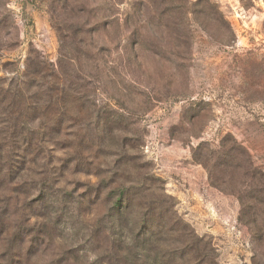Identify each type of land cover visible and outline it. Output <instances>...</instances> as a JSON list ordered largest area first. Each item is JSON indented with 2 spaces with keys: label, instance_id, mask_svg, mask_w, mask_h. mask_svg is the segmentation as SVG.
<instances>
[{
  "label": "rangeland",
  "instance_id": "1",
  "mask_svg": "<svg viewBox=\"0 0 264 264\" xmlns=\"http://www.w3.org/2000/svg\"><path fill=\"white\" fill-rule=\"evenodd\" d=\"M0 95L40 142L0 149V264H100L119 237L129 264H155L99 175L144 176L218 264H264V0H0Z\"/></svg>",
  "mask_w": 264,
  "mask_h": 264
},
{
  "label": "trees",
  "instance_id": "2",
  "mask_svg": "<svg viewBox=\"0 0 264 264\" xmlns=\"http://www.w3.org/2000/svg\"><path fill=\"white\" fill-rule=\"evenodd\" d=\"M181 1V0H179ZM168 11V13H166ZM175 11L173 9H167L161 12L164 15H171ZM184 11H179L180 20L177 22V25L184 28L186 16L183 15L184 22H182V14ZM143 13L141 9L138 10L137 14ZM138 16V15H137ZM142 17L147 18V14H142ZM143 21V20H142ZM145 22V21H144ZM141 26H134L133 33L135 38H133L134 44H141L140 33ZM180 29V28H177ZM183 31V30H182ZM182 33H177L173 36V39L179 40ZM145 43V39H144ZM150 48V46H149ZM150 50V49H149ZM152 50V49H151ZM3 98V99H2ZM4 96L0 95V110L6 107V112L3 113L6 115L5 125L8 126L6 129V134L0 138V149L6 145L10 146L12 149L14 146L17 148L19 145H22L23 149L30 150L33 145L39 146V141L35 144V141H31L28 136H22L23 126L25 122L20 118L21 113L19 108L17 111H14V105L11 103L4 102ZM1 115V111H0ZM63 122L53 121L49 124V130L52 132L57 130L62 126ZM26 128V126H25ZM19 138V140H17ZM20 148V147H19ZM42 151V150H41ZM239 149H234V152H238ZM241 153L245 156L244 164L246 165L244 181L245 185H250L253 179H256L255 168L250 159V156L246 150H241ZM16 150L8 152L6 154L7 165H8V176L12 175L11 172V163L12 158L15 157ZM28 155L17 154V157L22 159L23 162ZM32 161V158H29ZM29 161V160H26ZM34 161V160H33ZM99 175V174H97ZM99 180L96 184L91 185V191L97 194V198L100 197V194L103 193L105 196L112 197L111 207L115 209L114 219L117 221L116 226L125 227L129 230L130 234L128 237H123L124 240H131V247L136 251L134 255L138 263L145 262L146 255L144 252L147 250L153 249L155 259V264H218L216 256L212 250L206 247V244L203 243V239L187 232L188 230L182 228L184 223L178 218V215L174 212V209L171 205L170 198L166 195L164 196H153V198L148 201L145 200V194L147 193V179L143 176L136 179V177L129 180H123L119 182L117 180L108 182L105 178H102L99 175ZM50 176H47V173H44V176L41 179L43 186L49 187ZM55 181V178H54ZM258 181V180H257ZM261 178H259V181ZM16 191V190H13ZM100 193V194H99ZM50 193L46 192L44 197H49ZM77 202L86 200L85 196L79 198ZM100 199V198H99ZM81 203V202H80ZM141 208H137V205H141ZM243 206V204H242ZM122 235V234H121ZM131 235V238H130ZM17 235H12L10 238V244L15 243ZM153 239L155 242L153 243ZM154 244L152 248L150 244ZM122 241L119 237L112 241L111 246H106L100 257V264H129V261L126 260L123 254V251H126L127 248H122ZM12 247V246H11Z\"/></svg>",
  "mask_w": 264,
  "mask_h": 264
}]
</instances>
